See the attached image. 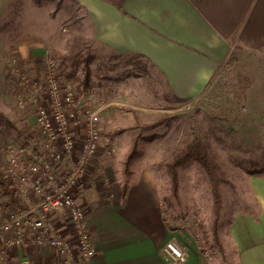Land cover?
Wrapping results in <instances>:
<instances>
[{"label": "rangeland", "instance_id": "obj_1", "mask_svg": "<svg viewBox=\"0 0 264 264\" xmlns=\"http://www.w3.org/2000/svg\"><path fill=\"white\" fill-rule=\"evenodd\" d=\"M82 29L79 13L68 1L0 0V170L7 137L32 151L39 144L29 120L36 106L19 108L11 98L12 81L24 70L13 66L19 57L16 46L35 44L48 63L43 74L51 68L59 78L75 83L78 100L84 96L89 111L100 112V143L85 170L93 162L105 180L114 176L123 189L133 175L151 172L169 227L215 253L234 214L252 203L249 176L264 173V55L236 52L200 97L179 99L142 59L91 49L80 36ZM36 100L44 105L42 97ZM194 137L217 171L225 174L219 184V214L197 162L179 166L175 190L165 171Z\"/></svg>", "mask_w": 264, "mask_h": 264}, {"label": "crops", "instance_id": "obj_2", "mask_svg": "<svg viewBox=\"0 0 264 264\" xmlns=\"http://www.w3.org/2000/svg\"><path fill=\"white\" fill-rule=\"evenodd\" d=\"M63 1L79 13L80 36L91 49L142 59L179 99L200 97L236 52L264 55V0ZM16 48L13 66L42 78L48 63L40 47L21 43ZM29 120L33 127L34 118ZM92 165L80 202L95 254L87 261L78 255L74 264H168L163 246L175 237L186 248L182 264H264V173L249 176L252 203L234 214L214 253L169 227L151 172L133 175L123 189L116 177L107 181ZM56 258L46 246L10 248L3 264H43Z\"/></svg>", "mask_w": 264, "mask_h": 264}, {"label": "built area", "instance_id": "obj_3", "mask_svg": "<svg viewBox=\"0 0 264 264\" xmlns=\"http://www.w3.org/2000/svg\"><path fill=\"white\" fill-rule=\"evenodd\" d=\"M58 76L50 68L40 79L21 73L14 82L12 103L36 106L39 144L32 151L9 136L2 147L1 170L13 180L19 205L0 197L1 264L10 248L53 249L57 258L43 264H74L78 255L87 261L95 254L80 198L101 139L100 112L89 111L75 83ZM163 253L168 264L187 258L176 239L164 244Z\"/></svg>", "mask_w": 264, "mask_h": 264}, {"label": "trees", "instance_id": "obj_4", "mask_svg": "<svg viewBox=\"0 0 264 264\" xmlns=\"http://www.w3.org/2000/svg\"><path fill=\"white\" fill-rule=\"evenodd\" d=\"M0 117L2 116L0 115ZM188 160L197 162L205 173L210 184L211 194L214 200V209L217 211V214H219L218 212L220 211L222 204L219 184L225 180V174L217 171L215 164L207 156L203 144L197 137H194L190 143L182 147L180 151L174 155L172 160L165 165V171L173 183V189L175 190L177 186L176 170ZM0 197L5 198L7 203L10 205H19L13 180L8 175L2 173L1 170Z\"/></svg>", "mask_w": 264, "mask_h": 264}]
</instances>
